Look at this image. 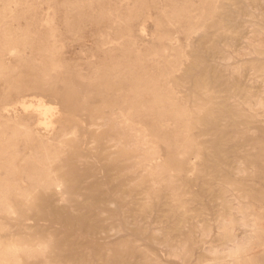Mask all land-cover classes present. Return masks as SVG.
I'll return each mask as SVG.
<instances>
[{
	"label": "rangeland",
	"instance_id": "1",
	"mask_svg": "<svg viewBox=\"0 0 264 264\" xmlns=\"http://www.w3.org/2000/svg\"><path fill=\"white\" fill-rule=\"evenodd\" d=\"M0 58L1 264H264V0H0Z\"/></svg>",
	"mask_w": 264,
	"mask_h": 264
},
{
	"label": "bare ground",
	"instance_id": "2",
	"mask_svg": "<svg viewBox=\"0 0 264 264\" xmlns=\"http://www.w3.org/2000/svg\"><path fill=\"white\" fill-rule=\"evenodd\" d=\"M17 2V1H16ZM110 2H112V1H110ZM15 4V3H14ZM162 5V4H161ZM164 5V4H163ZM84 9V8H83ZM47 14V13H46ZM110 14V13H109ZM112 16V15H111ZM15 17V16H14ZM55 17V16H54ZM112 17H114V16H112ZM51 18V17H50ZM52 20H53V18H52ZM54 21V20H53ZM97 21V20H96ZM33 22V21H32ZM50 22H52V21H50ZM15 25V24H14ZM46 25H47V23H46ZM16 28V27H15ZM53 28V27H52ZM114 29V28H113ZM52 30H54V29H52ZM203 30H204V28H203ZM53 32V31H52ZM114 32V31H113ZM25 33V32H24ZM12 37V36H11ZM188 37H190V36H188ZM23 38V37H22ZM77 39V38H76ZM113 39V38H112ZM121 39H123V38H121ZM6 40V39H5ZM17 40V39H16ZM15 41V40H14ZM1 42H2V40H1ZM130 42V41H129ZM7 43V42H6ZM18 44V43H17ZM17 44H16V46H17ZM7 45V44H6ZM13 45H15V44H13ZM4 46V45H3ZM67 46V45H66ZM187 46V45H186ZM23 47V46H22ZM110 47V46H109ZM124 47V46H123ZM18 49V48H17ZM1 50H3V49H1ZM166 52V51H165ZM68 54V53H67ZM66 54V55H67ZM65 55V56H66ZM64 56V55H63ZM174 58V57H173ZM1 59V58H0ZM94 59V58H93ZM14 62V61H13ZM64 62V61H63ZM67 63V62H66ZM120 63V62H119ZM62 65V64H61ZM59 67V66H58ZM123 68H124V66H123ZM59 69V68H58ZM122 71V70H121ZM140 77H141V75H140ZM44 79V78H43ZM173 100H175V99H173ZM43 101V100H42ZM38 102H39V100H38ZM40 103V102H39ZM39 103H38V105H39ZM40 106H41V108L43 109V108H45V105H44V103L42 104H40ZM55 108V107H54ZM25 109V108H24ZM38 109V108H37ZM53 109V108H52ZM74 109V108H73ZM41 111V110H40ZM181 111V110H180ZM45 113H47V112H45ZM49 113V112H48ZM50 114V113H49ZM47 116V115H46ZM45 118V117H44ZM49 118V117H48ZM115 118V117H114ZM50 119V118H49ZM212 119V118H211ZM46 121V120H45ZM218 122V121H217ZM30 123V122H29ZM46 123V122H45ZM215 123V122H214ZM220 124V123H219ZM50 125V124H49ZM27 126H28V124H27ZM47 126V125H46ZM9 128H11V127H9ZM8 128V129H9ZM9 131V130H8ZM15 154V153H14ZM12 157V156H11ZM21 157V156H20ZM23 157V156H22ZM11 159V158H10ZM12 160V159H11ZM48 163H49V161H48ZM9 165V164H8ZM17 165V164H16ZM191 168V167H190ZM234 169H236V168H234ZM52 174V173H51ZM50 174V175H51ZM66 175V174H65ZM11 176V175H10ZM17 177H19V176H17ZM8 178V177H7ZM69 178V177H68ZM12 179V178H11ZM19 179V178H18ZM66 179V178H65ZM75 180V179H74ZM9 182V181H8ZM7 183V182H6ZM1 184V183H0ZM8 184V183H7ZM56 186H58L59 187V184H56ZM8 188V187H7ZM64 191V190H63ZM62 191V192H63ZM65 192V191H64ZM66 193V192H65ZM69 193V192H68ZM2 197H3V195H2ZM21 200V199H20ZM58 200H63V197L62 196H59V198H58ZM220 204V203H219ZM10 209V208H9ZM228 211V210H227ZM228 214H229V212H228ZM230 215V214H229ZM217 217H218V215H217ZM248 217V216H247ZM218 219V218H217ZM225 219V218H224ZM232 220V219H231ZM250 220V219H249ZM233 221V220H232ZM224 222V221H223ZM243 222V221H242ZM255 222V221H254ZM257 223V222H256ZM261 223V222H260ZM200 224V223H199ZM232 225V224H231ZM201 226V225H200ZM208 226H210L209 224H208ZM251 226V225H250ZM254 226V225H253ZM262 226V225H261ZM217 227V226H216ZM255 229V228H254ZM257 229V228H256ZM251 232V231H250ZM245 236V235H244ZM24 238V237H23ZM251 239V238H250ZM264 242V241H263ZM40 243H42V242H40ZM248 243V242H247ZM242 244V243H241ZM38 245V244H37ZM36 245V246H37ZM264 248V247H263ZM208 249V248H207ZM233 249V248H232ZM34 250V249H33ZM38 250V249H37ZM34 252V251H33ZM33 254V253H32ZM2 258V257H1ZM229 258V257H228ZM239 259V258H238ZM1 260V259H0ZM1 262V261H0ZM5 262V261H4ZM232 262V261H231ZM1 264V263H0ZM3 264V263H2ZM8 264V263H7ZM227 264H230L229 262H227Z\"/></svg>",
	"mask_w": 264,
	"mask_h": 264
}]
</instances>
